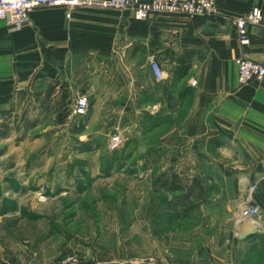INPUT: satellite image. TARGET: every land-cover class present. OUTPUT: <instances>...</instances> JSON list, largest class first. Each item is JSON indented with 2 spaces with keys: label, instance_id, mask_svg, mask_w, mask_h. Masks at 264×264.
<instances>
[{
  "label": "crops",
  "instance_id": "obj_1",
  "mask_svg": "<svg viewBox=\"0 0 264 264\" xmlns=\"http://www.w3.org/2000/svg\"><path fill=\"white\" fill-rule=\"evenodd\" d=\"M253 5L264 12V0H215L213 17L152 13L147 19H136L129 11L76 7L67 18L63 8L51 7L34 9L29 21L15 33H7L0 21V135L12 122L31 115L26 110L33 105L49 107L56 116L55 102L69 105L85 82L99 77L104 80L98 101L105 112L121 114L131 100L132 82L112 81L111 75L123 79L128 75L133 80V74L138 73L135 66L153 55L167 76L155 82L150 73L153 82L146 77L142 82L143 90L157 95L151 114L170 117L181 113L160 135L162 143L174 142L168 133L174 132L175 137L193 144L199 151L197 156L204 157L199 168L202 175L222 187L225 202L239 201L237 209L192 212L208 221L205 238L196 233L181 236L175 230L165 232L168 234L156 264L263 262L264 79L239 85L234 59L245 54L256 61L264 60V27L248 25L249 43L241 45L231 21ZM37 28L45 32L43 39L36 35ZM43 40L52 44L49 51L43 49ZM87 52L93 56L89 58ZM185 56L190 63L188 73L171 85L172 71ZM86 58L90 60L86 62ZM103 65L105 69H101ZM106 74L110 76L104 78ZM141 110L150 112L149 107ZM211 138L221 141L219 146H210L222 152V158H215L208 147L204 148ZM248 182L255 185L253 197L259 214L255 219H244V228L245 223L237 222ZM210 200L211 196L201 206ZM242 228L246 231L243 237ZM57 253L42 251L40 264H60L55 260ZM124 264L134 263L125 260Z\"/></svg>",
  "mask_w": 264,
  "mask_h": 264
},
{
  "label": "rangeland",
  "instance_id": "obj_2",
  "mask_svg": "<svg viewBox=\"0 0 264 264\" xmlns=\"http://www.w3.org/2000/svg\"><path fill=\"white\" fill-rule=\"evenodd\" d=\"M35 33L42 39L45 35L39 28ZM41 43L44 50L52 48L44 40ZM86 55L90 58L93 52ZM135 67L138 73L133 74V80L128 75L125 79L111 75L112 81L132 82L131 100L119 115L105 112L98 101L104 80L99 77L85 82L78 91L89 99L84 116L71 115L76 94L66 105L64 123L56 122L57 115L49 107L33 105L26 110L31 115L12 122L11 130L1 133L0 264H40L41 252L47 250L58 251L55 260L60 264L67 256L75 257L79 264L101 260L156 264L165 232L206 237L208 221L204 216H183L171 201L180 194L153 188L162 172L173 170L189 183L204 157L197 156L193 144L175 137L174 132H168L174 142L162 143L160 135L181 113L160 117L163 123L152 128V121L141 109L149 107L152 113L157 95L149 96L141 85L145 77L155 79L146 70L147 59ZM83 123V131L75 132ZM114 134L121 136V144L111 150L109 141ZM203 145L215 158H222V152L211 144ZM212 183L211 200L198 209H237L239 201L225 202L222 187L214 179ZM204 184L212 185L210 181Z\"/></svg>",
  "mask_w": 264,
  "mask_h": 264
},
{
  "label": "built area",
  "instance_id": "obj_3",
  "mask_svg": "<svg viewBox=\"0 0 264 264\" xmlns=\"http://www.w3.org/2000/svg\"><path fill=\"white\" fill-rule=\"evenodd\" d=\"M40 7H61L67 18L76 7L129 11L136 19H147L152 13H184L208 17L215 15V0H0V21L4 23L7 33L18 32L29 21L30 13ZM231 21L239 43L247 45L250 39L248 25L264 27V12L258 6L253 5L243 15L231 17ZM234 63L236 65V80L239 85L264 79V60L256 61L242 54L234 59ZM147 65L157 82L166 78L167 72L153 55L147 57ZM191 83L194 84L195 80ZM88 107L89 99L86 94H78L71 108V115L74 118L84 116L88 112ZM120 144L121 136L112 135L109 148L117 149ZM254 190L255 185L248 182L238 211L239 216L243 219H255L259 214V207L253 197ZM62 264L79 263L75 257L67 256L63 259ZM258 264H264V261Z\"/></svg>",
  "mask_w": 264,
  "mask_h": 264
},
{
  "label": "trees",
  "instance_id": "obj_4",
  "mask_svg": "<svg viewBox=\"0 0 264 264\" xmlns=\"http://www.w3.org/2000/svg\"><path fill=\"white\" fill-rule=\"evenodd\" d=\"M190 67L189 59L188 57H182L178 59V64L173 69L172 77H171V85H174L175 82L183 78L188 73V68ZM149 96H154L151 93L146 92ZM65 97V96H64ZM158 99H155L154 102H157ZM56 104V109L58 107L57 116L55 118L56 122L59 124H62L65 122L67 117V109L64 104L61 103L59 100ZM143 115L150 118L151 127L159 126L162 124V119L160 118L166 114H160L159 112H155L153 114L149 113L148 111H143ZM159 117V118H158ZM162 122V123H161ZM84 123L80 125L75 132L80 133L83 131ZM209 143L213 144L215 146L221 145V141L219 139L211 138L209 139ZM179 173L174 171H171L169 173L162 172L161 175H159L153 183L154 190L164 189L168 191L171 194H180V195H174L172 197L171 201L176 204L178 208H181V212H183V216H189L193 211L199 208L200 204L204 203L205 200L210 196L213 188L212 178L202 175L200 171H198L196 174L192 175V177L189 180V183H185L183 179H181L178 175ZM210 181L212 185H209L205 187L204 182ZM213 187V188H212ZM178 214V213H176Z\"/></svg>",
  "mask_w": 264,
  "mask_h": 264
},
{
  "label": "water",
  "instance_id": "obj_5",
  "mask_svg": "<svg viewBox=\"0 0 264 264\" xmlns=\"http://www.w3.org/2000/svg\"><path fill=\"white\" fill-rule=\"evenodd\" d=\"M237 223L243 224V225L245 223V225H244V228H245L247 222H246V220H244L243 218H241L240 221H238ZM240 234H241L242 237L245 236L246 235L245 229L242 228V231L240 232Z\"/></svg>",
  "mask_w": 264,
  "mask_h": 264
}]
</instances>
